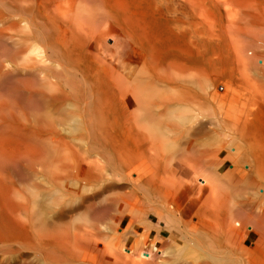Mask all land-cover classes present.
Listing matches in <instances>:
<instances>
[{"label": "bare ground", "instance_id": "bare-ground-1", "mask_svg": "<svg viewBox=\"0 0 264 264\" xmlns=\"http://www.w3.org/2000/svg\"><path fill=\"white\" fill-rule=\"evenodd\" d=\"M256 1V13L249 20L241 19L242 25L230 23L228 35L238 62L247 72L245 80H254L248 93L264 103V0ZM111 23L115 20L100 0H0V210L11 222H17L8 232L0 231V243L8 244L5 237L12 235L17 250H33L43 264H155L149 259L164 251L166 242L151 236L154 230L159 240L164 235L172 241L180 236L198 250L199 256L192 261L175 264H242L240 229L250 221L247 227L259 232L263 241L264 213L256 218L250 208L244 210L242 201H237V188L227 190L225 179L218 185L212 182L210 165L214 159L205 150L193 153L182 149L177 140L185 128V114H172L166 123L153 121V96L94 50L103 36L102 29ZM122 35L129 39L124 31ZM87 60L104 74L101 93L92 78L98 70L90 65L86 70ZM178 69L165 78L174 81L183 71ZM61 105L74 111L73 118L72 114L67 118L72 123L69 138L60 133L51 111ZM114 111L140 144L137 152L116 146ZM39 172L45 173L51 184L65 188L69 197L77 195L80 203L71 207L72 211L81 207L93 210L97 201L103 203L102 211L113 205L117 223L128 219L127 229L134 223L131 218L136 217V210L143 213V206L149 203L151 219L158 218L164 226L151 228L153 223L139 220L145 219L143 215L137 220L144 230L135 233L136 226L130 234L127 229L129 236L125 234V238L121 233L109 236L102 232L95 223L98 218L91 222L85 217L88 223L72 231L69 227H34L30 217L36 183L31 178ZM114 175L128 182L125 191L115 193L105 183ZM230 176L225 178L232 182L239 175H232L234 179ZM93 188H100L99 192L82 204L81 193ZM104 213L103 218L98 215V222L108 217ZM191 213L210 222L192 224L185 219ZM98 239L105 253L97 248ZM129 240L127 252L123 246ZM7 244L0 247V264H33L21 256L19 261L5 259V254L14 252L12 244Z\"/></svg>", "mask_w": 264, "mask_h": 264}, {"label": "rangeland", "instance_id": "rangeland-1", "mask_svg": "<svg viewBox=\"0 0 264 264\" xmlns=\"http://www.w3.org/2000/svg\"><path fill=\"white\" fill-rule=\"evenodd\" d=\"M100 1L110 11L117 25L111 23L107 25V27L109 26L107 31H105L107 27L105 30L102 29L103 36L97 41L94 50L103 55L106 61L113 62L114 68L118 69L117 71L121 72V75L130 78V80L135 79V83L139 84L140 89L153 96L155 100V107L152 110L154 113L153 121L166 123L172 114H185L188 117L183 125L185 128L184 130L182 128L183 131L177 140L182 149L188 148L193 153L205 150L208 156L214 159L210 165L212 182L218 185L220 181L225 179L227 190L237 188L239 193L237 201H239V204L242 201L244 210L249 211L251 209L255 216L264 213V155H262L264 152L260 148L261 144L264 143V103L259 102L256 95L252 97L248 93V89L254 85V80L252 78L249 81L245 80L247 72L243 71L240 62H238L239 59L236 57V52L228 35L230 23L242 25L241 19L246 18L249 20L248 17L256 13L257 1ZM123 31L129 39L124 38ZM258 50H261V48ZM89 65L94 67V71L98 70L96 64L88 60L84 61L85 69ZM178 68L183 71L180 75H177L178 77L174 81L165 78L168 74L173 75V72ZM92 78L95 81L96 89L101 93L104 90V74L98 70V73L93 72ZM111 90L114 94L116 93L114 89ZM65 106L61 105L51 111L55 121L60 125L58 126V129H61H59L60 133L69 138L71 134L68 129L72 123L71 119L67 118H70L68 116L70 114L73 118L74 111L72 107H68V110L64 109ZM62 109L69 113L66 112L68 113L66 114ZM69 109L72 110L69 111ZM53 110H56L55 113ZM63 113L67 116L65 117ZM57 114L64 117L62 116V119H60ZM112 120L113 139L116 146L120 148L123 145L128 152H137L140 144L124 129L122 117L118 111H114ZM259 138L262 141L258 140ZM257 141L261 142L260 146ZM262 145L261 147L264 149V144ZM232 167L236 169L233 170ZM229 173L231 176L236 174L239 176H235L236 179L230 182L229 179L225 178L230 175ZM44 175L46 174L39 172L34 175L35 178H31V181H34L33 184L36 183V186L33 185L31 195L33 205L31 204L30 218H32L31 223L34 227H69L72 231L77 226L88 223L85 222L86 219L92 222L94 218H103L102 212H107V214H104L108 217L115 215L113 205L107 208V211H102L100 205L103 203L100 204L98 201L95 203L93 210L81 207L78 211H72L71 207L79 202L77 195L75 196L74 193L70 195L75 197H69L64 192L65 188L51 184L48 176L45 177ZM34 176L31 175V177ZM231 178L234 179V176ZM105 183H108L115 193L123 192L129 187L125 179L115 175L109 176ZM195 183L199 182L195 180ZM99 189L93 188L82 192V204L87 202L85 198L89 197L91 200L92 196L99 192ZM69 198L72 199L69 200ZM73 199L72 202L74 203L70 204ZM143 207V213L136 210L134 214L136 217H133V221L131 218V222L135 224L133 223L127 228L130 234L131 229L136 226L138 229L135 233L144 230L141 227V222L144 220L153 223L151 227L153 229L156 226L159 227L160 224L164 226V223L159 222L158 218L151 219L149 215L151 204L146 203ZM108 209L110 212H108ZM5 213V211L0 212V231L6 233L17 222H11L9 216ZM88 213H92L90 217H95L91 219ZM2 214L3 216H1ZM143 215H145V219H139L141 222L137 220V218H142ZM112 216L109 218L111 221L107 219L108 217H104L105 219H102V222L101 219L100 222L97 219L95 223H97L98 228L109 236H112L113 233L116 235L121 233L123 238H125V234L129 236L128 230L124 229L128 219L117 223L115 216ZM80 218L79 222L78 219ZM185 219L192 224L210 222L198 219L192 213L186 216ZM83 220L84 222H82ZM250 223V221H245L244 225H246L239 232V236L242 237H240L242 239L241 262L242 264H264V240L262 241L258 236L259 232H256L254 228L247 227ZM152 231L154 233L151 232V236H157L156 239L158 238L159 242L164 241L166 243L163 245L164 251L155 252V256H152L149 261L155 264H175L181 260L192 261L194 256H199L198 250L196 251L186 238L175 236V240L172 241L167 238V235H164L159 240V235H156L154 230ZM5 239L9 240L8 244L2 240L3 244L0 243L2 244L0 247L5 248L6 244H12V250L14 251L9 255L5 254V259L9 257L11 261H19L21 256L29 262L32 261L33 264H43L41 258L33 250L24 248L17 250L13 242L16 239H13L12 235L6 236ZM107 242H109L108 238L106 239ZM131 242L129 240L123 246L127 252L129 251L127 247H130ZM102 245L100 240L96 242L97 248L105 253ZM163 247L161 246V248Z\"/></svg>", "mask_w": 264, "mask_h": 264}]
</instances>
